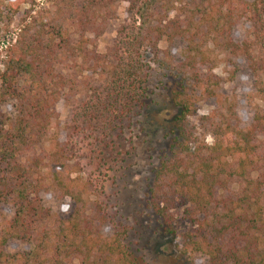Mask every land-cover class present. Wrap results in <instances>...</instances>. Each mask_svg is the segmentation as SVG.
<instances>
[{"label":"trees","instance_id":"obj_1","mask_svg":"<svg viewBox=\"0 0 264 264\" xmlns=\"http://www.w3.org/2000/svg\"><path fill=\"white\" fill-rule=\"evenodd\" d=\"M21 1L29 7L0 70V105L9 106L0 111V264H137L126 228L109 225L101 205L70 185L67 150L56 138L46 140L60 125L56 104H69L76 93L72 67L78 66L81 84L104 76L93 114L81 112L82 120L88 114L110 121V108L132 101L127 79H144L130 50L146 39L157 55L160 38L182 43L177 56L166 53L178 110L146 206L162 235L174 233L177 212L189 221L177 235L183 254H199L204 264H264V107L251 106L236 89L223 95L206 54L207 46L222 52L228 65L245 73L251 91L263 94L264 0H123L127 13L155 16V23L142 35L136 31L124 49L125 42L114 41L103 54L94 40L115 16L117 0H44L34 14L33 0ZM195 90L213 97L215 106L193 124L187 116ZM49 192L54 203L45 202Z\"/></svg>","mask_w":264,"mask_h":264},{"label":"rangeland","instance_id":"obj_2","mask_svg":"<svg viewBox=\"0 0 264 264\" xmlns=\"http://www.w3.org/2000/svg\"><path fill=\"white\" fill-rule=\"evenodd\" d=\"M14 3L18 5L10 4L9 0H0V70L4 49L9 42L14 41L21 27L20 19L29 7L28 1L16 0ZM43 6L44 0H33L30 14ZM125 6L123 0L116 1L115 16L94 40L96 52L103 54L114 41L125 42L122 46L124 49L126 42L136 31H140L142 35L146 25L155 23V16L140 18L137 14L127 13ZM236 31L240 32V29ZM181 46L179 41L169 44L164 38H160L157 42V55H154L147 40L143 39L135 50H130L131 56L141 66L144 79L142 82L134 76L127 79L132 101L117 111H111L110 108V121L103 117L98 120L91 117V120L88 114L82 120L81 112L93 114L91 109L95 108L94 98L103 88L104 76L94 75L87 79L86 84H81L78 66L72 67V72L78 70L73 79L76 93L69 104L63 101L56 104L60 125L49 132L46 140L48 144L51 139L56 138L59 145L67 150L64 174L74 180L70 185L81 190L86 201H95L101 205L109 225L121 223L126 228L125 240L135 255L137 264H204L201 255L183 254L179 249L177 235L191 227L189 221L177 212L174 233L162 235L157 228L156 217L146 206V193L153 169L168 151L167 132L171 118L178 110L176 100L173 99L178 90L176 79L173 77L172 64L167 62L166 53L175 57ZM206 54L213 73L220 79V92L223 95L229 96L236 89L247 95L251 106L264 107V93L251 91L245 73L228 65L222 52L207 46ZM82 70V74H87L85 67ZM139 91L140 101L137 99ZM189 102L187 118L193 124H196L199 116L208 114L215 106L213 97L205 98L198 90L193 91ZM8 109L7 104L0 105V111ZM239 115L242 119L248 117L245 105L240 108ZM64 124L69 127L60 132ZM202 138L206 144L211 142L207 134ZM44 198L46 203L55 202L50 192ZM60 204L62 211H65L69 202L65 198Z\"/></svg>","mask_w":264,"mask_h":264}]
</instances>
